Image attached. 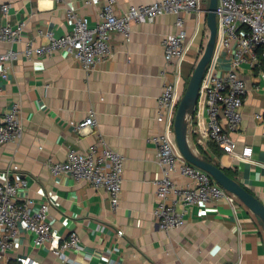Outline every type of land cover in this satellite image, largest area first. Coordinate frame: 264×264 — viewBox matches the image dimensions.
Listing matches in <instances>:
<instances>
[{
  "label": "crops",
  "instance_id": "crops-1",
  "mask_svg": "<svg viewBox=\"0 0 264 264\" xmlns=\"http://www.w3.org/2000/svg\"><path fill=\"white\" fill-rule=\"evenodd\" d=\"M104 1L87 6L82 0H0V18L2 6H10L4 22L14 26L26 23L20 43L0 42V54L11 48L21 54L10 65L8 78H0V116L19 103L24 128L19 144L0 146V183L6 171L17 165L32 178L26 195L35 209L42 203L40 190L57 194V205L50 209L55 232L66 238L69 225L80 238L81 250L68 253L73 261L69 264H264V228L237 198L194 208L185 216L184 225L169 233L160 229L154 216L159 167L157 148L148 139L166 126L157 122L158 99L167 84L177 86L178 104L185 94L210 36L209 0L201 13L184 15L190 47L179 66L168 64L164 57V40L179 31L177 16L172 14L152 23L133 24L130 42L120 33L113 34V58L91 72L63 52L33 60L23 55L27 42L42 43L38 37L41 29L57 37L68 33L69 9L87 17L91 27L96 26ZM159 1L117 0V11L123 14L132 6ZM214 61L223 73L231 68V59L221 50ZM240 73L248 94L240 129L229 134L236 142V154L251 146L252 158L242 161L214 154L213 144L204 134V97L189 119V140L198 154L215 158L264 202V60L254 67L243 64ZM91 112L98 120L95 130H78L71 125L84 122ZM257 115L262 118L257 119ZM222 120L227 129L226 119ZM99 140L125 158L122 199L116 210L106 190L76 182L68 174L54 177L48 166L49 160L64 162L70 150L87 151ZM174 180L180 185L189 182L179 174ZM27 244L17 248L23 259L29 257L37 264H68L48 250H34ZM102 254L109 259L97 258ZM9 264L20 263L12 259Z\"/></svg>",
  "mask_w": 264,
  "mask_h": 264
},
{
  "label": "built area",
  "instance_id": "built-area-1",
  "mask_svg": "<svg viewBox=\"0 0 264 264\" xmlns=\"http://www.w3.org/2000/svg\"><path fill=\"white\" fill-rule=\"evenodd\" d=\"M87 6L97 0H82ZM206 0H161L151 5L132 6L125 13L117 11V0H105L100 10L99 23L91 27L87 17L73 9L67 11L68 33L57 37L50 30H39L40 45L29 41L23 55L33 60L35 57H51L65 53L74 58L87 71L95 70L114 56L112 35L122 34L127 42L132 37L133 24L152 23L163 15L177 16L178 32L168 36L163 42L164 57L168 64H179L184 60L189 47V35L185 30L184 15L201 13ZM10 6H2L0 18V42L20 43L26 27L22 22L16 26L4 22ZM218 43L211 64L202 82L199 100L206 99L207 121L204 134L207 141L219 147L224 154L236 156L242 161L250 160L254 150L246 146L241 155L236 154V142L229 134L240 129L243 108L248 89L240 68L243 64L255 66L264 60V0H218ZM259 49L261 51L257 52ZM218 50L231 59V68L223 73L215 62ZM20 52L13 48L0 54V78L7 79L10 65L17 61ZM178 76H182L180 73ZM178 94L175 84H167L158 99V124H166L164 130L151 136L148 141L157 148L158 178L155 181L157 204L154 216L160 229L169 233L185 223V216L194 208L217 206L220 201L234 202L236 197L220 187L206 172L190 165L179 153L175 134L174 119L178 109ZM199 104V103H198ZM20 104L15 103L0 116V146L8 143L19 144L24 137L20 119ZM222 117L227 121V129ZM261 119V115L256 116ZM78 130H95L98 120L95 112L81 123H71ZM48 166L54 177L70 175L76 182H85L95 189H104L110 196L113 210L122 199L123 172L125 158L99 140L87 151L70 150L67 160H49ZM6 178L0 183V264H9L12 259L20 264H37L31 258H21L17 248L26 245L31 249L48 250L65 263H72L70 252H79L80 238L75 230H70L66 238H61L53 227L50 209L57 205V194L40 190L42 203L35 209L34 202L26 195L31 176L13 165L6 171ZM189 179L180 185L174 176ZM122 237L123 232L119 231ZM88 257V258H92ZM108 260L105 254L97 256Z\"/></svg>",
  "mask_w": 264,
  "mask_h": 264
},
{
  "label": "water",
  "instance_id": "water-1",
  "mask_svg": "<svg viewBox=\"0 0 264 264\" xmlns=\"http://www.w3.org/2000/svg\"><path fill=\"white\" fill-rule=\"evenodd\" d=\"M217 10L218 0H209L207 23L210 36L205 51L189 80L185 94L179 102L173 124L175 140L178 151L185 161L208 173L220 187L229 194L235 196L243 206L251 211L257 218L259 224L264 228V202L256 195L252 194L236 179L227 175L224 168L217 167L215 164L205 160L192 148L189 140V119L193 117L197 111L202 82L217 48L219 32Z\"/></svg>",
  "mask_w": 264,
  "mask_h": 264
},
{
  "label": "trees",
  "instance_id": "trees-1",
  "mask_svg": "<svg viewBox=\"0 0 264 264\" xmlns=\"http://www.w3.org/2000/svg\"><path fill=\"white\" fill-rule=\"evenodd\" d=\"M259 51H261V49H259L257 52H259ZM212 149H213V152H214V154L218 157V156H220L222 153H223V151L219 148V147H217L216 145H212ZM205 160H207V161H209V162H211V163H213V164H215L217 167H221L220 165H219V163L216 161V159L215 158H213V157H210V156H208V155H201ZM224 171L227 173V175H229L231 178H234V174H232V172H230L229 170H226V169H224ZM235 179V178H234Z\"/></svg>",
  "mask_w": 264,
  "mask_h": 264
}]
</instances>
